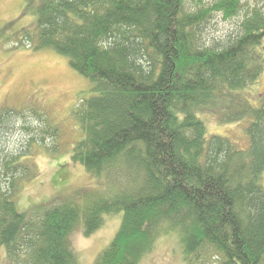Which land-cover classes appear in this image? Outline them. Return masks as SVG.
<instances>
[{
	"label": "trees",
	"instance_id": "16d2710c",
	"mask_svg": "<svg viewBox=\"0 0 264 264\" xmlns=\"http://www.w3.org/2000/svg\"><path fill=\"white\" fill-rule=\"evenodd\" d=\"M187 1H26L37 25L34 35L23 31L31 47L65 56L93 83L95 94L72 111L83 136L71 160L97 177L121 173L123 185L113 196L72 195L19 211L15 197L36 175L34 146L57 128L38 113L42 126L24 120L26 143L6 151L20 111L2 109L0 247L16 264H78L71 232L80 225L89 235L119 212V228L93 264H139L163 233L178 238L186 264H264V93L253 94L254 105L245 92L264 67L248 65L264 44V3L223 44L207 45L201 24L212 13L236 16L242 0H190L194 9ZM198 112L247 120L248 146L207 136Z\"/></svg>",
	"mask_w": 264,
	"mask_h": 264
},
{
	"label": "rangeland",
	"instance_id": "374dc122",
	"mask_svg": "<svg viewBox=\"0 0 264 264\" xmlns=\"http://www.w3.org/2000/svg\"><path fill=\"white\" fill-rule=\"evenodd\" d=\"M26 1L0 0V113L2 109L20 111V116H11L16 118L11 120V131L4 136V146L6 151H12L25 144L27 134L22 122L27 120L41 127L39 121L44 119L38 113L43 114L50 126L57 128V135H46L45 145L34 146L31 159L36 175L22 184L15 197L16 208L27 212L39 206L40 210L44 203L72 195L77 196L78 202L94 195L90 193L113 196L123 185L121 173L112 171V175L103 173L97 177L71 160L73 147L83 136L72 111L95 94L93 83L71 68L65 56L51 49L31 47L32 41L27 42L23 31L34 35L37 25L34 13L25 9ZM214 1L201 0L199 6L206 7ZM263 3L264 0H242L241 11L230 19L212 13L199 29L203 42L207 45L223 44L228 35L238 30L247 10ZM196 6L195 2L187 1L189 9ZM259 64L264 66V44L256 46L249 55L250 67ZM245 92L257 105V97L253 94L264 93V67L258 81L248 86ZM197 115L206 127L207 136L227 137L241 149L248 146L247 120L221 123L217 119L220 114L198 112ZM120 167L125 168L123 164ZM121 217L122 212L105 214L101 227L89 235L82 233V226L75 227L69 235L68 247L78 264L94 263L117 232ZM174 235L159 234L153 249L142 256L139 264H186L181 243ZM5 253L6 249L0 247V264H16Z\"/></svg>",
	"mask_w": 264,
	"mask_h": 264
}]
</instances>
